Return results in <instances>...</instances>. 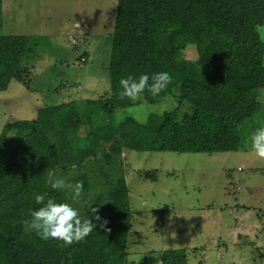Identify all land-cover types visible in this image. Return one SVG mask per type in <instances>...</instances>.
<instances>
[{"label": "trees", "instance_id": "trees-1", "mask_svg": "<svg viewBox=\"0 0 264 264\" xmlns=\"http://www.w3.org/2000/svg\"><path fill=\"white\" fill-rule=\"evenodd\" d=\"M261 26L264 0H117L109 94L38 109L30 137L15 136L18 124H7L0 133V264H131L133 215L123 152L239 153L242 125L262 108ZM28 41L0 36V92L11 82L30 90L28 71L20 67ZM190 46L197 53L194 61L185 53ZM161 71L172 82L160 95L145 90L135 103L119 98L122 77ZM176 88L175 109L145 122L130 116L116 122V111L140 101L157 104ZM184 103L192 111L178 120ZM154 173L146 172L144 180L155 182ZM58 177L83 182L79 203L72 202L69 192L51 188ZM36 194L72 204L82 219L96 215L88 208L91 204L111 231L105 233L96 222V231L70 247L42 241L13 225L40 207L34 202ZM161 264H188L187 252L165 251Z\"/></svg>", "mask_w": 264, "mask_h": 264}, {"label": "rangeland", "instance_id": "rangeland-1", "mask_svg": "<svg viewBox=\"0 0 264 264\" xmlns=\"http://www.w3.org/2000/svg\"><path fill=\"white\" fill-rule=\"evenodd\" d=\"M116 7L117 0H0V36L29 39L20 67L30 79V90L11 82L0 92V133L18 124L15 136L30 137L38 109L109 94ZM258 33L264 43V26ZM185 53L197 59L195 47ZM262 93L261 111L241 127L239 153L123 152L131 264H161L169 250H185L188 264H264V161L250 141L264 127ZM175 96L177 88L157 104L118 110L116 122L171 111ZM191 111L182 104L177 119ZM146 172H155L156 181L144 180Z\"/></svg>", "mask_w": 264, "mask_h": 264}, {"label": "clouds", "instance_id": "clouds-1", "mask_svg": "<svg viewBox=\"0 0 264 264\" xmlns=\"http://www.w3.org/2000/svg\"><path fill=\"white\" fill-rule=\"evenodd\" d=\"M172 82V76L167 71L140 74L138 77L132 74L122 77L119 80L121 91L120 99H127L133 103L141 99L142 94L147 90L153 97L164 92ZM251 151L261 161H264V127L256 129L250 136ZM51 188L59 191H66L71 194L73 203H79L84 192L83 182L71 183L66 178L58 177L51 182ZM34 202L40 207L29 210L28 218L13 221L24 227L25 231L34 233L42 241H53L59 248L70 247L81 243L97 229V223L105 233L110 232L107 228L108 221L99 215V209L88 208L94 215L82 219L80 212L72 204L57 202L52 198L46 199L43 194H36ZM95 221V222H94Z\"/></svg>", "mask_w": 264, "mask_h": 264}]
</instances>
